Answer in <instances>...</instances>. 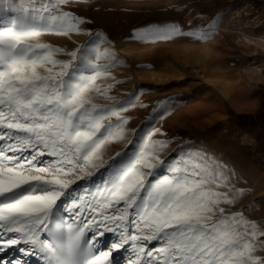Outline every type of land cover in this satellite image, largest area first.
<instances>
[{
    "label": "snow or ice",
    "instance_id": "6c2138e0",
    "mask_svg": "<svg viewBox=\"0 0 264 264\" xmlns=\"http://www.w3.org/2000/svg\"><path fill=\"white\" fill-rule=\"evenodd\" d=\"M6 2L17 0H0V10ZM74 2L19 0L15 24L0 27V252L43 264H120V250L129 249L127 264H264L257 254L264 225L224 207L243 190L233 191L219 164L190 155L161 160L167 142L139 132L132 148L103 159L104 146L125 137L121 113L131 101L94 102L93 93L114 99V85L97 81L122 58L101 52L102 35L81 28L90 21L64 10ZM71 33L90 38L71 51L41 39ZM174 33L182 34L178 22L154 30ZM101 168L97 184L91 178ZM106 233L113 234L109 249ZM0 264L13 262L0 257Z\"/></svg>",
    "mask_w": 264,
    "mask_h": 264
},
{
    "label": "rangeland",
    "instance_id": "374dc122",
    "mask_svg": "<svg viewBox=\"0 0 264 264\" xmlns=\"http://www.w3.org/2000/svg\"><path fill=\"white\" fill-rule=\"evenodd\" d=\"M63 7L90 21L81 28L102 35L97 42L101 52L107 49L122 58L108 69L107 78L97 81L102 87L114 85L109 93L114 99L93 93L99 104L131 101L121 113L128 118L125 137L107 143L103 159L110 161L132 148L137 132L145 140L151 136L152 141H166L157 153L161 160L190 155L219 164L235 186L233 191L243 190L234 205L224 207L243 211L264 225V167L249 142L264 151L257 136L238 125L241 115L255 116L264 99V0H77ZM19 8V0L15 6L6 2L0 10V27L14 25ZM171 22L179 23L182 34H154L158 26ZM145 32L150 35L142 36ZM193 32H206L209 38L199 39ZM89 38L87 33L41 37L67 51L85 45ZM92 62L113 63L110 58ZM96 171L91 179L98 184L103 169ZM88 180L83 182L86 186ZM80 194L88 197L87 192ZM102 239V246L109 249L113 234ZM130 252L120 250V264H127ZM0 257L13 264L19 259L43 264L12 249L0 252Z\"/></svg>",
    "mask_w": 264,
    "mask_h": 264
},
{
    "label": "trees",
    "instance_id": "16d2710c",
    "mask_svg": "<svg viewBox=\"0 0 264 264\" xmlns=\"http://www.w3.org/2000/svg\"><path fill=\"white\" fill-rule=\"evenodd\" d=\"M240 119L241 121L238 122V125L244 130L254 133L257 136L258 140L261 141L260 147L261 149L263 148L262 150L264 151V99L262 100L260 110L255 116L241 115ZM256 128L259 129L258 133L256 132Z\"/></svg>",
    "mask_w": 264,
    "mask_h": 264
},
{
    "label": "built area",
    "instance_id": "2783aa9c",
    "mask_svg": "<svg viewBox=\"0 0 264 264\" xmlns=\"http://www.w3.org/2000/svg\"><path fill=\"white\" fill-rule=\"evenodd\" d=\"M248 145L251 147L254 156L261 162L262 166L264 167V153L260 151L252 142H249Z\"/></svg>",
    "mask_w": 264,
    "mask_h": 264
},
{
    "label": "bare ground",
    "instance_id": "6f19581e",
    "mask_svg": "<svg viewBox=\"0 0 264 264\" xmlns=\"http://www.w3.org/2000/svg\"><path fill=\"white\" fill-rule=\"evenodd\" d=\"M11 14V13H10ZM264 45V44H263ZM263 48H264V46H263ZM14 258V257H13ZM17 260V259H16ZM20 260V259H19ZM15 262V261H14Z\"/></svg>",
    "mask_w": 264,
    "mask_h": 264
}]
</instances>
